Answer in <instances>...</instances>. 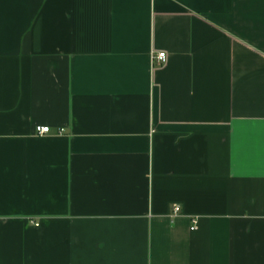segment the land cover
Here are the masks:
<instances>
[{"label": "crops", "instance_id": "crops-1", "mask_svg": "<svg viewBox=\"0 0 264 264\" xmlns=\"http://www.w3.org/2000/svg\"><path fill=\"white\" fill-rule=\"evenodd\" d=\"M0 264H264V0H0Z\"/></svg>", "mask_w": 264, "mask_h": 264}, {"label": "built area", "instance_id": "built-area-1", "mask_svg": "<svg viewBox=\"0 0 264 264\" xmlns=\"http://www.w3.org/2000/svg\"><path fill=\"white\" fill-rule=\"evenodd\" d=\"M167 61H168V56L164 52L152 55V62L154 64L156 63L157 65L162 66V65H165L167 63ZM62 132L63 131H61V133ZM36 133H37L38 136L48 135V134H50V128L49 127H38V128H36ZM180 213H181L180 206L175 205L173 207V213H172L171 218L178 217ZM191 222H192L191 231H196L197 230V226H198V219L195 218Z\"/></svg>", "mask_w": 264, "mask_h": 264}]
</instances>
